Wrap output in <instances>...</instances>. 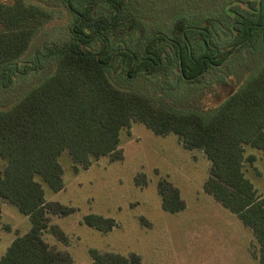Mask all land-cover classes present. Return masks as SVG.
I'll use <instances>...</instances> for the list:
<instances>
[{"label":"trees","instance_id":"16d2710c","mask_svg":"<svg viewBox=\"0 0 264 264\" xmlns=\"http://www.w3.org/2000/svg\"><path fill=\"white\" fill-rule=\"evenodd\" d=\"M64 2L75 17L70 37L46 44L44 52L38 50L34 57L54 60L52 72L9 109L0 110V199L14 205L31 223L27 232L12 239L0 264L69 262L66 254L48 248L40 232L49 229L62 236L59 228L48 225L47 214H66L72 209L47 202L36 177L52 191L61 190L58 158L64 151L83 169L102 156L121 159L119 131L134 121L156 135L172 132L186 149L203 151L210 163L204 190L251 229L258 245L257 264H264V194L243 172L244 164L255 159L244 156L243 145L264 152V62L220 103L204 110L156 106L148 96L122 91L109 79L112 73L127 78L139 73L157 75L161 67L175 64L183 82L199 84L208 70L225 64L232 54L251 47L254 37L264 34V7L249 13L234 4L228 6L226 12L233 11L241 20L231 19L232 29L227 21L219 22L220 34L229 40L215 45L209 20L198 26L175 20L169 34L131 36L137 22L127 0ZM237 2L254 7L249 0ZM98 4L105 13L95 16ZM50 18L51 13L37 4L0 0L2 88L11 84L14 72L24 76L35 70L28 63L18 70L15 61ZM93 43L96 51L89 48ZM158 194L165 211L182 208L177 189L165 181L159 182ZM84 223L103 232L113 226L112 219L93 214L86 215ZM90 255L91 264H140L135 254L125 257L91 250Z\"/></svg>","mask_w":264,"mask_h":264},{"label":"rangeland","instance_id":"374dc122","mask_svg":"<svg viewBox=\"0 0 264 264\" xmlns=\"http://www.w3.org/2000/svg\"><path fill=\"white\" fill-rule=\"evenodd\" d=\"M25 1L43 7L51 13V18L15 61L18 70L27 63L36 67L35 70L24 76L14 72L7 88H2L0 81V110L9 109L52 72L55 61L42 56L34 59L35 53L38 50L43 53L46 44L66 41L74 26L75 17L65 7L64 0ZM237 1L127 0L126 6L137 22L130 35L169 34L175 20L193 26L209 20L211 40L219 45L229 40L220 34L223 32L219 22L227 21L232 29L231 19L241 20L233 11L226 12L228 6L234 4L249 13L264 7V0H249L253 8ZM102 6L96 5L95 16L105 13ZM117 33L119 36L120 32ZM253 40L256 41L251 47L239 50L225 64L208 70L199 84L183 82L175 64L161 67L157 75L139 73L127 78L112 73L109 79L122 91L148 96L156 106L208 109L220 103L264 62V34ZM97 47L93 43L89 48L96 51ZM118 149L121 159L102 156L87 169L75 165L67 151L62 152L58 162L63 188L59 191H52L36 177L47 202L72 209L66 214L48 212V225L56 226L62 233L56 236L49 229L40 232L50 250L66 254L67 264H91V250L125 257L135 254L140 264H257L258 245L251 229L203 188L210 163L202 150L186 149L176 134L156 135L137 121L119 131ZM243 149L244 156L255 158L252 163L244 164V175L264 194V152L249 145H243ZM160 181L177 189L182 203L180 210L162 209L158 194ZM88 214L110 218L113 226L106 232L90 227L84 223ZM30 226L26 215L0 199V257L12 239L27 232Z\"/></svg>","mask_w":264,"mask_h":264},{"label":"crops","instance_id":"0c3cea01","mask_svg":"<svg viewBox=\"0 0 264 264\" xmlns=\"http://www.w3.org/2000/svg\"><path fill=\"white\" fill-rule=\"evenodd\" d=\"M256 263H257V259H256Z\"/></svg>","mask_w":264,"mask_h":264}]
</instances>
